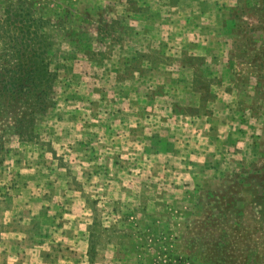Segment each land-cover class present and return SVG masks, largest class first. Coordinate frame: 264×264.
Returning <instances> with one entry per match:
<instances>
[{
    "label": "rangeland",
    "instance_id": "obj_1",
    "mask_svg": "<svg viewBox=\"0 0 264 264\" xmlns=\"http://www.w3.org/2000/svg\"><path fill=\"white\" fill-rule=\"evenodd\" d=\"M3 70L0 264H264V0H0Z\"/></svg>",
    "mask_w": 264,
    "mask_h": 264
},
{
    "label": "trees",
    "instance_id": "obj_2",
    "mask_svg": "<svg viewBox=\"0 0 264 264\" xmlns=\"http://www.w3.org/2000/svg\"><path fill=\"white\" fill-rule=\"evenodd\" d=\"M30 11H28V18L29 20V25L32 26L33 28H35L32 25V21L33 22H37L34 21V18L30 17ZM19 21V20H18ZM17 21V22H18ZM40 21V19L38 20ZM25 22V19L22 20L21 24H23ZM38 26V25H35ZM20 29L19 32L21 34V42H20V51H19V58L16 57L14 51L12 53V58L14 62H16L17 60V70L15 71H11L14 74H20L22 73V76L20 78V82L21 83V89L20 92L16 95L18 96V98H22V95H28L29 93L33 92V90H38L39 89V85H41L43 83V85H47L50 86L51 85V77L53 76L51 73H49V71L47 70V64H46V60L44 61L43 59V54H44V50L41 47V45H39L38 47H35V43L32 42L33 39H30L29 36L31 35V32L29 31V27L27 26H22L20 25ZM35 36L34 37H38L39 35L37 34V31L34 32ZM43 37V36H42ZM44 41H45V37H43ZM23 59L21 61H18V59ZM8 59V58H7ZM6 71H0V76H2ZM6 76H4V85H3V90H0L1 94H3V92H6V86L8 84V82L6 81ZM18 77L17 79H13L12 83L15 81H18ZM9 85H13V84H9ZM26 89L24 91H22V89ZM10 98H14L13 95L11 94ZM37 101L38 104H40V96L37 97ZM33 113V112H32ZM30 114V113H29ZM30 116V115H29ZM34 116V115H32Z\"/></svg>",
    "mask_w": 264,
    "mask_h": 264
},
{
    "label": "crops",
    "instance_id": "obj_3",
    "mask_svg": "<svg viewBox=\"0 0 264 264\" xmlns=\"http://www.w3.org/2000/svg\"><path fill=\"white\" fill-rule=\"evenodd\" d=\"M2 224H5V223L2 222ZM0 236H1V234H0Z\"/></svg>",
    "mask_w": 264,
    "mask_h": 264
}]
</instances>
